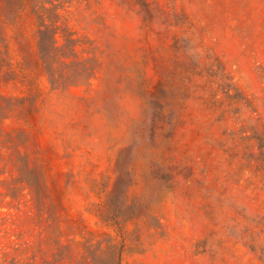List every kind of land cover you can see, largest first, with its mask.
<instances>
[{
	"label": "rangeland",
	"instance_id": "rangeland-1",
	"mask_svg": "<svg viewBox=\"0 0 264 264\" xmlns=\"http://www.w3.org/2000/svg\"><path fill=\"white\" fill-rule=\"evenodd\" d=\"M0 264H264V0H0Z\"/></svg>",
	"mask_w": 264,
	"mask_h": 264
},
{
	"label": "trees",
	"instance_id": "trees-1",
	"mask_svg": "<svg viewBox=\"0 0 264 264\" xmlns=\"http://www.w3.org/2000/svg\"><path fill=\"white\" fill-rule=\"evenodd\" d=\"M58 8L54 7L51 9H44L45 11H48L50 13L49 15V21L51 22V25L46 24L45 15H40V30H39V48L41 51V55L45 63L48 64V60H50L51 56V50L58 49L62 46L60 45V38H63L65 41V45H75L77 43V40L73 38V35L70 34L69 30L62 29L60 26H58L59 22V13ZM75 47V46H74ZM76 54V50L73 48V50L65 55L63 58L66 60L70 59L71 57H74ZM66 63V62H65ZM50 72V69H49ZM81 75H73L71 76L70 80H76L79 82Z\"/></svg>",
	"mask_w": 264,
	"mask_h": 264
}]
</instances>
